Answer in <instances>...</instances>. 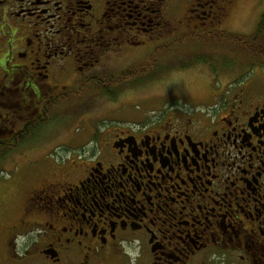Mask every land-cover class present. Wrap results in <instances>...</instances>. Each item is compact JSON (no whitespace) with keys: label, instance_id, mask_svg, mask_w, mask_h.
<instances>
[{"label":"flooded vegetation","instance_id":"1","mask_svg":"<svg viewBox=\"0 0 264 264\" xmlns=\"http://www.w3.org/2000/svg\"><path fill=\"white\" fill-rule=\"evenodd\" d=\"M248 2L0 0V164L35 179L0 264H264V65L202 49Z\"/></svg>","mask_w":264,"mask_h":264},{"label":"rangeland","instance_id":"2","mask_svg":"<svg viewBox=\"0 0 264 264\" xmlns=\"http://www.w3.org/2000/svg\"><path fill=\"white\" fill-rule=\"evenodd\" d=\"M248 3L249 4L244 6L243 11H240L239 15L237 16L236 22L234 23H236L238 26L236 28H234L235 26H233L231 33L243 36H250L255 32L256 26L260 20V14L259 16L256 15L252 22L250 18H248V15L250 13V2ZM169 67L176 69L179 66L171 65ZM244 69V67H241L239 65L232 66V78L243 73L245 71ZM180 79L182 78H174L173 81H169L170 83L168 86H147V106L134 107L133 109L136 110V116L141 114V111L143 109H147V115L151 116L156 113V111L160 107L168 108L169 103L165 102V104L164 102L159 103L155 101L159 97H165V101L170 100V97L173 96L190 100L193 97L192 95L199 91L198 85L193 83L190 77H183V80ZM200 88V90H203L207 88V86H202ZM181 103L182 102H177V105L181 106ZM32 155L34 154H31L30 156ZM16 162H18V158L17 152L16 150H14L12 154L8 155L6 158L3 159V164H0V242H3V240L1 239L4 238L8 226L15 224L14 222H16V220L18 219L17 217L20 214L24 198L28 190L33 188V186L35 185V179L26 178L25 174H27L26 172L28 169L26 165L22 163L20 165V169H15ZM16 247L17 251L20 252L19 245H17ZM4 260L5 250L4 247L1 245L0 262L3 263ZM18 264H30V262H20Z\"/></svg>","mask_w":264,"mask_h":264},{"label":"trees","instance_id":"3","mask_svg":"<svg viewBox=\"0 0 264 264\" xmlns=\"http://www.w3.org/2000/svg\"><path fill=\"white\" fill-rule=\"evenodd\" d=\"M185 49L195 50L198 43H188ZM204 51L225 52L231 65L241 67H254L264 65V15L256 26L255 32L250 36L230 34L229 36L202 43ZM201 50V49H200Z\"/></svg>","mask_w":264,"mask_h":264}]
</instances>
